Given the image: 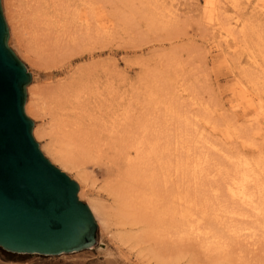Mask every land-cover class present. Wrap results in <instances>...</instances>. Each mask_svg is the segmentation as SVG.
<instances>
[{
    "label": "rangeland",
    "instance_id": "obj_1",
    "mask_svg": "<svg viewBox=\"0 0 264 264\" xmlns=\"http://www.w3.org/2000/svg\"><path fill=\"white\" fill-rule=\"evenodd\" d=\"M84 1V11L87 3L94 2V14L108 21L112 34L108 48L99 50L103 54L75 61L71 70L84 64H107L114 107L130 110L127 126L133 128L137 117L148 128L156 124L171 134L163 136L162 152L148 154L159 183L157 211H134L152 223L148 231L145 223L106 230L96 226L95 248L103 244L118 249L131 264H155L128 243L111 239L115 230L136 234L144 230L143 244L162 258L177 259L178 264H264L263 169L254 168L257 179L246 187L253 194V204L240 203L226 189L231 182H240L245 172L240 164L252 166L264 159V114L260 112L264 104V0H216L220 6L217 20L207 13L206 0ZM0 6L7 45L30 73L24 114L33 129L47 126L45 113L56 86L70 75L69 69L60 73L67 67L65 49L57 54L52 34L40 23L43 0H0ZM235 20L239 27L234 38L223 42L222 28ZM100 136L95 152L80 162L77 171L49 155L44 149L46 139L32 134L42 155L75 181L79 200L113 207L111 190L123 183L129 165L119 151L120 136ZM169 139L173 141L170 157ZM163 179L167 180L164 185ZM159 211L164 212L161 221L156 215ZM73 253L47 256L0 249V264H58Z\"/></svg>",
    "mask_w": 264,
    "mask_h": 264
},
{
    "label": "bare ground",
    "instance_id": "obj_2",
    "mask_svg": "<svg viewBox=\"0 0 264 264\" xmlns=\"http://www.w3.org/2000/svg\"><path fill=\"white\" fill-rule=\"evenodd\" d=\"M43 1L44 11H42L40 23L43 29L46 32L48 31L47 34H52L51 38H53L57 54L60 55L63 52L62 48L65 49L63 60L67 67L63 70L60 69V73L64 74L66 73L64 71L69 69L70 75L56 86L49 110L45 113L49 117V124L33 129L32 123L31 135L45 138L44 149L46 152L62 165L75 170L78 169L77 171H79L80 162L87 161L95 152L96 145L94 143L97 142L100 135L103 133L119 135L120 138H118L123 143L119 151L120 154L125 156L124 158H127L126 161L129 165L126 178L121 185H117L114 190H111L113 207H108L97 200L92 201L89 205L87 204V207L96 226L102 229L121 228L124 225L132 226L145 223L143 228L147 230L152 223H147L145 216L135 215L136 212L134 211L154 209L159 204L158 200L160 198L157 196L158 192L155 189L159 186L157 173H154V168H150L152 164L149 163L148 154L162 152L161 141L164 138L163 136L170 138L169 135L171 134L165 133V130L163 131L156 124L148 128L144 121L139 120L140 118L137 117L134 118L136 119L135 123L131 122L134 127H128L127 123L131 120L130 110L128 108L124 109V107H122L123 109L114 107L115 98L112 96L111 72L107 64H84L71 70L73 62L94 59L103 54L99 51L102 47L108 48L112 30L107 20L102 21L94 14L95 6L92 7L93 5H91L94 2H86L88 5L86 11H84L83 8L86 6L84 0ZM204 6H206L207 13L215 16L217 20V15L220 12L217 1L206 0ZM230 27L227 26L224 29L221 27L224 34L221 35L223 42L234 38L232 36L235 33V28L239 27L238 20H235ZM241 28L242 26L239 29ZM63 65L64 63L59 66L62 67ZM152 104L151 106H153ZM260 107L263 108L260 112L264 114V104H261ZM172 144L173 141L169 139L167 144L169 146L167 149L169 157L173 151ZM240 165L245 171L242 172V178L238 177L241 179L240 182L233 181L231 186L229 184L226 189L232 198L237 199L244 205H251L253 204V194L248 192L246 187L247 184L257 179L258 174L255 169L259 171L263 169L260 175L264 176V159L256 162L255 165L253 164L254 166L249 165L247 162ZM171 166V164H168V171L170 169L172 172ZM238 167L240 168V166ZM170 176H172L171 173ZM166 182L167 180L163 179L162 185ZM163 213L162 211L157 212L156 215H158L159 221H161ZM168 214L173 216L171 210ZM109 219L115 221L109 222ZM145 233L144 230L140 234L130 233L126 230H115L111 233V239L117 244L126 245L128 243L130 247H135L138 250V255H148L154 260L155 264H178L177 259L162 258L150 247L145 246L146 244H143L144 240L141 236Z\"/></svg>",
    "mask_w": 264,
    "mask_h": 264
},
{
    "label": "water",
    "instance_id": "obj_3",
    "mask_svg": "<svg viewBox=\"0 0 264 264\" xmlns=\"http://www.w3.org/2000/svg\"><path fill=\"white\" fill-rule=\"evenodd\" d=\"M0 6V249L59 255L94 247L96 223L77 184L50 163L23 111L30 73L7 45Z\"/></svg>",
    "mask_w": 264,
    "mask_h": 264
},
{
    "label": "crops",
    "instance_id": "obj_4",
    "mask_svg": "<svg viewBox=\"0 0 264 264\" xmlns=\"http://www.w3.org/2000/svg\"><path fill=\"white\" fill-rule=\"evenodd\" d=\"M72 253V252H71ZM58 264H131L118 249L105 248L102 244L97 249H85L76 251L71 256H65L62 262Z\"/></svg>",
    "mask_w": 264,
    "mask_h": 264
}]
</instances>
